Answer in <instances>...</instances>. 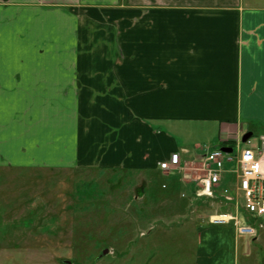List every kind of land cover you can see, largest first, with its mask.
<instances>
[{
    "label": "crops",
    "instance_id": "1",
    "mask_svg": "<svg viewBox=\"0 0 264 264\" xmlns=\"http://www.w3.org/2000/svg\"><path fill=\"white\" fill-rule=\"evenodd\" d=\"M123 100L148 138L165 123L236 153L264 129V0H0V167L158 169L179 154L164 133L162 157L134 154ZM198 216L196 264H236L234 223Z\"/></svg>",
    "mask_w": 264,
    "mask_h": 264
},
{
    "label": "rangeland",
    "instance_id": "2",
    "mask_svg": "<svg viewBox=\"0 0 264 264\" xmlns=\"http://www.w3.org/2000/svg\"><path fill=\"white\" fill-rule=\"evenodd\" d=\"M118 108L126 111L120 119L131 121L126 133L134 154L148 146L149 155L162 157L168 145L158 133L175 137L181 156V148L188 149V162L218 144L211 131L173 133L165 123H152L157 137L148 138L142 120L128 117L124 100ZM251 132L241 149L260 147L264 129ZM36 167H0V264H196L197 228L206 223L198 215L235 214L234 203L220 195L232 192V173L214 199H195V182L184 181L189 169ZM239 210L240 223L255 234L239 237L236 264H264V217Z\"/></svg>",
    "mask_w": 264,
    "mask_h": 264
},
{
    "label": "built area",
    "instance_id": "3",
    "mask_svg": "<svg viewBox=\"0 0 264 264\" xmlns=\"http://www.w3.org/2000/svg\"><path fill=\"white\" fill-rule=\"evenodd\" d=\"M204 152L205 154L199 160L183 165H181L180 156L172 154L167 161L158 163V167L166 173L172 169H181L184 174V171L189 169L191 172L188 177L185 175L184 181L195 182L196 189L193 192L195 199H214L224 175L234 174L232 192L224 189L220 195L224 202L234 203L236 214H211L207 220L217 225L231 221L239 234L254 235L255 229L241 225L237 215L239 209L243 208L246 213L259 218L264 217V139L259 149L255 151L251 148H243L237 149L236 153H225L220 149Z\"/></svg>",
    "mask_w": 264,
    "mask_h": 264
},
{
    "label": "water",
    "instance_id": "4",
    "mask_svg": "<svg viewBox=\"0 0 264 264\" xmlns=\"http://www.w3.org/2000/svg\"><path fill=\"white\" fill-rule=\"evenodd\" d=\"M251 136H252V133H251V132L244 134V135L241 137V142H242V143L246 142ZM220 150H221L222 152H229V153H230V152L232 151V148H225V147H222V148H220ZM107 253H108V250L106 249V250L103 251L102 256L105 255V254H107Z\"/></svg>",
    "mask_w": 264,
    "mask_h": 264
}]
</instances>
